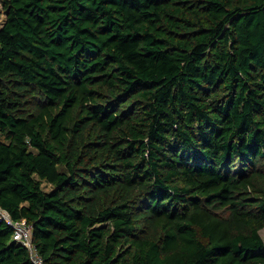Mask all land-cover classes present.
<instances>
[{"label":"trees","instance_id":"obj_1","mask_svg":"<svg viewBox=\"0 0 264 264\" xmlns=\"http://www.w3.org/2000/svg\"><path fill=\"white\" fill-rule=\"evenodd\" d=\"M0 3V208L45 264H264V0Z\"/></svg>","mask_w":264,"mask_h":264},{"label":"built area","instance_id":"obj_2","mask_svg":"<svg viewBox=\"0 0 264 264\" xmlns=\"http://www.w3.org/2000/svg\"><path fill=\"white\" fill-rule=\"evenodd\" d=\"M0 220H5L14 229L13 240L28 248L33 264H45L43 257L40 255L34 243L33 227L31 225L23 224L22 222H14L9 213L1 208Z\"/></svg>","mask_w":264,"mask_h":264},{"label":"rangeland","instance_id":"obj_3","mask_svg":"<svg viewBox=\"0 0 264 264\" xmlns=\"http://www.w3.org/2000/svg\"><path fill=\"white\" fill-rule=\"evenodd\" d=\"M0 10H2V5H1V3H0ZM1 20H2V22H3V20H5V13H4V11H3V13H2V16H1L0 22H1ZM44 188L49 190L50 187H47L46 185H44ZM261 237H262V239L264 240V230L261 231Z\"/></svg>","mask_w":264,"mask_h":264}]
</instances>
